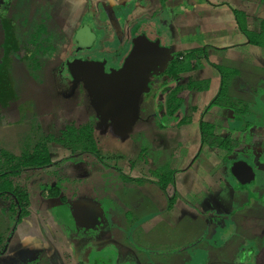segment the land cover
<instances>
[{"label":"rangeland","instance_id":"374dc122","mask_svg":"<svg viewBox=\"0 0 264 264\" xmlns=\"http://www.w3.org/2000/svg\"><path fill=\"white\" fill-rule=\"evenodd\" d=\"M51 2L54 4L52 8L49 5ZM72 2L66 7L64 0H0V148L22 156L31 152L42 139L49 145V153L57 147L65 149L67 154L73 153L76 148L70 145L62 148L55 139L67 140L64 136L67 126H90L94 138L99 142L101 153L108 161L123 162L127 151L133 148V156L137 158L139 155L141 161L154 162L155 172L161 174L172 151L167 149L155 152L152 139L159 127L164 128L165 123L170 124L174 120L158 118L159 103L156 104V99L151 102L153 95L141 94L137 118L130 127H125L114 120L109 111L95 103L83 79L70 76L66 67L68 62L75 59L106 61L107 68L119 66L130 45L127 41L122 44L120 38L122 23L129 10L106 16L103 13L101 17L97 16L99 11L96 0H81L80 4L79 0ZM83 8L86 11L77 28H82L85 21L94 22L93 26L90 24L96 38L93 46L77 44L75 36H67ZM71 9H75L76 14L71 15ZM69 13L66 20L65 14ZM42 23L51 36L49 42L44 41L43 47L51 44L54 51L41 52L33 57L30 53L34 46L26 42L27 37L36 34ZM147 27H151L148 37H156L163 44L169 42L168 33L160 28L156 20ZM46 35L43 33L42 37ZM227 90L231 95L241 94L250 100L257 97V88H245L243 93H240L239 86L225 87ZM189 96L183 107L188 104ZM153 113L157 118L149 115ZM192 143H196L195 136ZM182 145L180 141L177 154ZM52 156L58 160L61 154L53 152ZM60 174L56 168L27 169L12 180L27 193V210L38 211L39 208L48 207L51 217L60 216L70 226V221L64 216L66 206L61 203L58 205V200L50 199L52 194L60 190V196L64 195L71 203L81 200L93 202L95 193L91 183L85 181L88 178L77 187L78 183L69 182ZM262 177H257V185L262 182ZM75 187L78 190H73ZM255 191L252 189V193H248L247 189L244 193L237 190L233 195V211L225 215L227 229L232 231L227 237L225 229L221 232L215 228L216 223L202 228L200 225L195 226L194 221L191 223L190 219H185L191 225L184 220L174 228L166 226L159 235L153 233L141 238L137 235L138 231L135 234L133 227L130 228L129 225L134 226L135 222L128 214L122 218V226L127 224L128 227L105 233L106 237L112 234L113 237L103 245L85 246L86 243L81 240L80 245L84 244L85 248L82 249L80 245L79 248L74 247L75 252L71 254L70 260L67 248L61 247L63 252L60 255L64 254L63 257L57 255L36 216L35 219L24 218L26 224H31L28 226L30 237L19 236L23 226L16 224L19 210L14 205L13 197L3 195L0 196V235L3 237L0 264H264V197L263 200L256 198L262 192ZM184 199L189 202L190 195ZM12 204L13 210L10 209ZM42 216L39 215L40 221ZM125 219H129V222L126 223ZM202 231L204 240L200 239L203 233L196 240L198 232ZM76 236L84 238L79 233Z\"/></svg>","mask_w":264,"mask_h":264},{"label":"crops","instance_id":"0c3cea01","mask_svg":"<svg viewBox=\"0 0 264 264\" xmlns=\"http://www.w3.org/2000/svg\"><path fill=\"white\" fill-rule=\"evenodd\" d=\"M70 2L72 0H64V6L68 7ZM49 5L50 8L54 7L52 2ZM96 6L99 11L97 16L101 17L103 13L106 16L129 10L122 23V42L139 34L150 40L158 39H151L147 35L151 32V27L147 26L156 20L160 28L169 35L167 44L159 40L169 55L199 50L200 55L197 57L201 65L181 73L177 80L171 81L161 72L149 78L142 93L153 95L152 103L156 90L161 85L158 81L162 77L164 81L177 84L187 82L188 78L207 80L208 89L190 93L184 110L175 115L177 120L174 116V121L166 123L164 128L159 127L154 133L152 147L155 152L167 149L172 151L165 170L161 172H174V187L167 193L156 184L161 174L155 172L154 162L141 161L139 155L136 158L133 156V148L127 151L123 162L108 161L94 138L103 161L90 153L67 154L65 149L57 147L53 152L61 154V157L54 160L53 152L50 151L52 165L45 168H56L61 172L62 178L78 183L77 187L88 178L85 181L90 182L93 187L94 201L70 203L64 195L62 201L56 191L57 194L50 199L58 200V205L61 203L66 206L64 216L70 221V226L60 216L51 217L48 207L39 208L34 214L31 211L25 217L28 219L36 216L39 226L46 231L57 253L63 252L61 247L67 248L70 257L74 252L72 245L74 246L78 233L84 239L88 237L84 241L85 246L103 245L113 237V234L106 237L105 233L128 227L127 224L122 226V218H126L128 214L135 222L134 226L129 225L130 228L133 227L135 234L138 231L137 235L141 238L153 233L159 235L166 226L174 228L185 219H190L191 223L194 221L195 226L200 225L202 228L216 223L215 228L221 232L225 229V236H229L232 231L227 229L225 215H230L233 211L231 199H235L233 195L237 190L246 193L248 189V193H252L254 189L255 192H262L256 198L263 200L264 197V0H96ZM72 11L71 15L77 12L71 9L70 13ZM85 11L83 8L78 14L68 37L72 38ZM237 12L239 18L236 17ZM70 13L65 14L66 20ZM91 23L85 21L82 29L95 37ZM239 25H242L246 33L240 30ZM221 86L224 93L220 103L211 104V98H215ZM231 86H239L240 93L245 88H257L258 98L250 100L246 96H240L241 94L231 95L228 90L225 91V87ZM149 115L157 118L154 113ZM184 119L186 123H181ZM201 122L212 127L209 130L212 132L211 136L205 141H201ZM193 136L195 144L192 143ZM180 141L183 145L177 154ZM224 141H227L226 147L221 148L220 144ZM47 147L50 150L49 145ZM208 152L211 155H207ZM234 159L245 160L253 166L255 178L252 183L238 185L232 180L228 166ZM258 176H263L260 185L255 182ZM173 193L177 196L176 200L168 207V197ZM186 195H190L189 202L184 199ZM75 205L83 207L81 218L86 222H95L92 223L93 226H75V222L69 218ZM39 215H43L41 221ZM98 219L100 225L97 223ZM24 221L25 219L19 223L23 226L18 235L30 237L28 226L31 224ZM125 222H129V219H125ZM232 226L235 228L233 223ZM203 232H198L196 240ZM204 238L203 233L200 239Z\"/></svg>","mask_w":264,"mask_h":264},{"label":"trees","instance_id":"16d2710c","mask_svg":"<svg viewBox=\"0 0 264 264\" xmlns=\"http://www.w3.org/2000/svg\"><path fill=\"white\" fill-rule=\"evenodd\" d=\"M236 17L239 18L238 12L236 13ZM240 30L246 33L242 25L240 26ZM43 33L47 34V31L45 25L41 24L40 28L37 29V33L32 35L33 37L31 40L36 45V52H40L43 48L41 45L42 41H49L51 39L50 34H47L46 37L41 38ZM262 33L264 34V32ZM51 50H53V48ZM197 55H200L199 50L174 53L162 72L163 75L167 76L169 79H171V81L177 80L181 73L189 72L193 68L201 65ZM218 69L221 72V69ZM208 84L209 83L207 80L196 81L192 80L191 78H188L187 82L180 84L164 81L161 84L162 100L158 102L159 104L157 107V110L160 111V113L158 112L160 114V118L172 119L178 111L184 110V102L190 93L207 90ZM223 93L224 88L221 86L215 98L211 100V104H219L218 102H220V99H222ZM181 123H186V120H182ZM167 124L165 123V125ZM210 129H212V127L208 124L204 122L200 123L201 141H205L209 136H211L212 132H209ZM64 136L67 140L69 139V142L63 138L55 139L57 143L62 145V148H66L67 146L69 147L70 145L71 147L76 148L74 150L75 152H73L74 155L90 153L98 160L103 161L96 149L93 128L90 126H80L78 128L67 126ZM46 143V140L41 139L31 152H28L22 156H16L0 148V196L9 195L13 197L15 201L14 205H16L18 210H20V214L16 219V223H19L21 218L27 215L28 212L26 207L29 203V200L24 189L18 185H15L12 178L18 177L24 170L27 169H41L52 165ZM226 143L227 141H224V143L220 144V147L225 148ZM74 145H78L81 148L79 147V149H77L78 146ZM142 161L144 160L142 159ZM124 179L128 178L124 177ZM156 184L163 192L167 193L168 190L174 187V172L170 170L164 171L158 177ZM55 194L57 193L55 192ZM176 197L177 196L174 193L169 195L168 207H171L174 204ZM10 209L13 210V204L10 206ZM2 244L3 237L0 235V247H2Z\"/></svg>","mask_w":264,"mask_h":264},{"label":"water","instance_id":"95a60500","mask_svg":"<svg viewBox=\"0 0 264 264\" xmlns=\"http://www.w3.org/2000/svg\"><path fill=\"white\" fill-rule=\"evenodd\" d=\"M171 57L159 39L150 40L139 34L130 39L128 52L116 68L106 70V61L88 59H75L66 67L70 76L83 79L99 107L109 111L112 118L123 126L130 127L137 118L138 101L146 83L153 74L164 71ZM228 172L238 185H248L255 178L253 166L241 159L231 160ZM82 208L75 205L69 218L77 226L86 228L95 222L81 218ZM97 223L100 225L99 219Z\"/></svg>","mask_w":264,"mask_h":264},{"label":"flooded vegetation","instance_id":"af4514ba","mask_svg":"<svg viewBox=\"0 0 264 264\" xmlns=\"http://www.w3.org/2000/svg\"><path fill=\"white\" fill-rule=\"evenodd\" d=\"M42 24H44V23H42ZM45 25V24H44ZM94 25V22L92 23V26ZM46 27V26H45ZM46 31H47V29H46ZM47 34L49 35V32L47 31ZM34 35V34H33ZM42 36V35H41ZM73 36H75V39L77 40V44H80V45H82V44H85V43H87L88 45H90V46H93V40L95 39V37H94V39H92L91 38V34L88 32V33H86L82 28H77V29H75L74 30V33H73V35H72V37ZM32 34H29V36L27 37V41L26 42H29L30 44H33V46H34V50L30 53V56L32 55L33 57H35V56H37L39 53H41V52H46V51H49V53H52L53 51H54V49L53 50H51L53 47H52V45L51 44H49V45H46V46H44L43 47V43H44V41H42V43H41V45H42V49H41V51L40 52H36V45L34 44V42L31 40L32 39ZM46 37V36H45ZM122 37L123 36H121L120 38H121V40H122ZM41 38H43V37H41ZM125 40H123V42H124ZM47 42H49V41H47ZM91 42V43H90ZM95 42V41H94ZM122 42V41H121ZM122 42V44H124ZM127 42H130V40H127ZM51 48V49H50ZM44 49V50H43ZM38 51V50H37ZM34 53H35V55H34ZM106 65H107V63H106ZM105 65V66H106ZM114 68H116V67H118V66H113ZM106 70H108V68H107V66H106ZM162 73V72H161ZM163 74V73H162ZM163 76V75H162ZM161 76V77H162ZM164 78L162 77L161 79H159V81L158 82H161V84L164 82V80H163ZM151 95V94H150ZM162 98V94H161V85L159 86V88L156 90V94H155V99H156V102H157V104H158V102H159V100ZM58 195H60V192H59V190H58ZM27 194V193H26ZM28 196V195H27ZM52 196H53V194H52ZM28 200H29V198H28ZM61 200L63 201V197L61 196ZM27 209H29V203H28V205H27V207H26V210ZM33 212V214H34V210H27V215H29L30 214V212ZM19 214H20V210H19ZM27 215H25V216H27ZM25 216H23L22 218H21V220L25 217ZM19 217V215L16 217V219ZM34 217V219H35V216H33ZM37 221V220H36ZM21 222V221H20ZM19 222V223H20ZM19 223H16V224H19ZM77 228H80L79 226H77V225H75ZM50 240V239H49ZM75 240V242H73V244H74V246L72 245V249H73V251L75 252V249H74V247H76V246H78V248H79V245L82 243V242H84V241H86V239H84V238H76V239H74ZM81 240H82V242H81ZM50 243H51V247L54 249V251L57 253V250H56V248L53 246V244H52V242H51V240H50ZM85 243V242H84ZM84 245V244H83ZM83 245H80V246H82V249L83 248H85V246H83ZM88 246V245H87ZM82 250H81V256H82ZM57 255L58 256H60V257H62L61 255H60V253L58 254L57 253ZM69 256V260H70V255H68ZM71 257H72V255H71ZM75 257H76V255H75ZM83 257V256H82Z\"/></svg>","mask_w":264,"mask_h":264}]
</instances>
